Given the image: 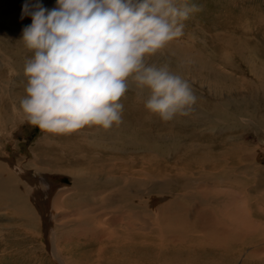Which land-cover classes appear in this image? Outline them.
<instances>
[{"label": "bare ground", "instance_id": "bare-ground-1", "mask_svg": "<svg viewBox=\"0 0 264 264\" xmlns=\"http://www.w3.org/2000/svg\"><path fill=\"white\" fill-rule=\"evenodd\" d=\"M8 46L10 47V45ZM14 49L16 48L14 47ZM0 50L3 51V47ZM27 52L28 49L26 53L24 51L25 54ZM24 66L20 55H14L11 58L5 57V54L0 56L1 70L14 67L17 71V73L14 71L16 76L22 77ZM4 72H0L1 99L16 90L14 88L16 83L12 85V78ZM210 74L211 72H205L200 80L209 77L214 79L215 77L224 86L228 85L227 81L223 79L229 77L225 70L224 72L218 71L216 76L211 77ZM128 83L129 87L136 89L138 97L143 99L139 101L138 98L133 97L132 103L144 104L150 97L151 90L149 89L148 93L147 87H135L130 80ZM243 84L247 88L250 85V80L244 81ZM224 86L223 90L235 95L242 93V88H245L240 85L233 89H229V87L225 89ZM255 89L258 98H260L256 99L252 96L251 101L244 98L231 99L229 95L223 96V94H218L216 98L211 97L208 101L203 98L204 102L202 103L197 99L196 107H193L194 110H192L193 117L179 115L183 117L180 120L177 115L171 121H163L168 129L164 132L158 130L159 125L158 129L155 126L146 129L139 123L132 126L123 121L119 126L114 125L108 130L94 126L92 130L82 128L70 134V139L74 138L75 141L68 147L70 149L67 151L69 159L80 160L81 164L87 166L88 171H92L89 174L81 175L75 182L74 187H77L70 188V192L75 195H81L82 192L78 189L84 188L86 191V193H82L84 206L92 210V213L87 211L80 217L77 216L76 221L77 223L81 221L84 228L88 225L94 226L93 229L87 227L86 235L90 236V239L97 245H100L96 249V253L101 255L102 259L106 258L108 255L106 253L109 251L113 257H119L120 253L121 255L129 254L130 251L134 252L136 257L138 255L143 257L150 255L146 254L147 249H150V252L151 249L159 250V248L169 251V247L178 252L198 251L197 254H199L200 250L211 254L216 252L223 256H228L226 253L239 256L238 253L251 246L252 249L246 254V257L255 259L256 264L264 260V256L259 255V250H262V243H264V186L262 185L264 165L258 164L253 150L248 152V146L241 143L243 133H236L240 132L242 128H255L258 129L256 135L260 137L259 141H264V115L261 114L264 109V80L257 81ZM255 89L253 87L254 91ZM13 96L18 98L15 93ZM19 102L17 107H20ZM0 107H4V102L1 103V100ZM132 114L136 117L135 115L140 116L141 112ZM189 114L191 115V113ZM147 115H152V113L148 110ZM152 119L150 118L149 123L154 121ZM178 125L185 127L186 131L180 134L176 132L181 128L175 130L176 132L173 131L174 127L177 128ZM199 127H203L204 130H199ZM232 132L234 135L231 137ZM221 133H229V135H218ZM188 140L192 141L190 145H186ZM223 149L227 151L212 153ZM225 152L227 153L225 154ZM134 153L141 155L139 157L129 156ZM183 153H185L184 156ZM120 155L121 157H119ZM148 158L150 160L152 158L163 159L161 160L163 163H157L158 167L154 168L153 175L155 176L148 175L151 174L149 167L139 166L141 164L139 161L144 163L148 161ZM135 163L139 168L133 170V167H137ZM180 163H185L187 166H178ZM256 167L259 169L257 172L252 171L253 174L249 172ZM195 168H198L196 172H194ZM147 175L160 179L158 181L155 179L153 184L148 187L146 185L149 180ZM108 176L114 180L110 182ZM63 181L70 183V180L66 178ZM249 183L251 184L250 188ZM166 190L176 193L177 196L166 201L165 204L162 202L163 205H158L159 208L151 212L150 202L157 198L152 199L151 193ZM58 193L52 197V204L57 212L61 211L58 209L60 207ZM1 195L3 194L1 193ZM11 197L8 198L11 200ZM99 210L103 211L95 212ZM192 213H195V222L188 220V215ZM153 220L162 221L163 224L158 226L153 223ZM81 236L80 238H82ZM157 252L154 253L157 254ZM149 262L151 260L147 264ZM191 262L187 263L192 264ZM199 263L201 262L199 261Z\"/></svg>", "mask_w": 264, "mask_h": 264}, {"label": "rangeland", "instance_id": "rangeland-1", "mask_svg": "<svg viewBox=\"0 0 264 264\" xmlns=\"http://www.w3.org/2000/svg\"><path fill=\"white\" fill-rule=\"evenodd\" d=\"M179 2H186L190 5L195 4L200 8V11L193 13L184 22L183 36L173 40L164 49L149 57L148 62L157 66L166 64L172 72L181 75L190 83L197 99L201 100L200 103L204 102L203 98L208 101L211 97L216 98L218 94L229 95L231 99L237 100L244 98L251 101L252 96L259 99L260 97L258 98L255 88L257 81L264 80V0H179ZM42 3L45 7L51 9L55 7L56 0H42ZM23 4L24 0H0V48L2 49L3 47L5 50H0V56L5 54V57L11 58L14 55H20L25 65L26 60L31 58L34 53L28 50L27 54H25L27 49L23 46L24 43H22L21 39L23 27L32 22L30 16L21 19ZM17 44L18 46H16ZM23 54H25L24 57ZM12 68L0 69L1 73L5 71L4 73L12 78V85L16 83V87L14 86L16 90L13 93L18 95V98H14L13 93H11L5 97L3 96L2 99L0 98L1 103L4 102V107H0V197L2 196L0 198V264H147L149 260H151L150 264H155L156 262L158 264H168V262L171 264L172 262H175V264H181L182 262L183 264H188L187 262L190 263V261H192V264H203V262H205L204 264H256L257 261L255 262V259L246 257V254L252 249L251 246L238 253L239 256L231 253H226L228 256L218 255L216 252H212V254L209 252V254L200 250L199 254H197L198 251L178 252L168 246L169 251L159 248L160 251L151 249L152 251L154 250L151 253L150 249H147L146 254L150 255L143 256L146 258L139 255L136 257L132 251L129 254L123 253L122 255L119 252V257H113L109 251L106 254L110 256L108 257L107 255V259L105 257L102 259L103 257L96 253V249L100 245H97L95 241L90 239V236L86 235L88 228L93 229L94 226L88 225V228H84L85 226L81 221L78 223L76 221L77 216L80 217L87 211L92 213L91 209L84 206L82 197L86 191L84 188L78 189V191L83 193L81 195H75L70 192V188L77 187H74L77 179L81 175L89 174L91 170L88 171L86 169L87 166L81 164L80 160L69 159L67 151L70 149L68 147L75 141L74 138L70 139V134L55 135L44 132L27 121L22 109L17 107L20 99L26 95L27 77L25 75H22V77L20 75L16 76L17 71H15L14 67ZM222 69L229 75L228 78L223 79L231 86H224L215 77L214 79L209 77L208 79L202 78L200 80L205 72H211L210 76L212 77L216 76L218 71L224 72ZM245 79L250 80V85L247 88L243 84L246 81ZM130 82L137 87L136 83L131 79ZM222 85L225 89L228 87L233 89L240 85L245 88H242V93L235 95L223 90ZM149 91L148 89V93ZM9 97L12 99L11 101ZM133 97L135 99L138 98L139 101L143 100L138 97V92L135 88L128 87V91L120 101L124 106L123 121L130 123L132 126L135 123H139L146 129H150L153 126L158 129L159 125L161 128L159 127L158 130L160 132L168 130L158 115L153 113L152 115H147L146 102L144 104H134L132 103ZM206 103L210 104L209 102ZM196 104L193 107H196ZM192 110L189 112L191 113V115L189 114L190 117L187 115L186 117H193L194 113ZM133 112H136V114L141 112V115H135L136 117H134ZM261 114L264 115V109ZM154 115L156 116L154 117ZM150 118L154 120L152 123H149ZM179 119L181 120L183 117L181 116ZM84 128L92 130L94 126H86ZM177 129L178 132H176ZM199 130H204V128L199 127ZM173 131L180 134L185 132L186 128L178 125L177 128L174 127ZM236 133H243L241 135V143L248 146V152L253 150L256 160L259 162L258 164L262 163L264 165V141H259L260 137L256 135L258 134V129L251 127L249 129L242 128L240 132ZM218 135L228 136L229 133ZM233 135L234 132L231 133V137ZM227 141L229 142L228 138ZM191 143L192 141L188 140L186 145ZM224 151L227 150L223 149L212 153ZM125 155L128 156V154ZM135 155L139 157L141 154L134 153L129 156L135 157ZM159 159L152 158L150 160L148 158L151 163L148 161L144 163L139 161L141 164L139 162L136 163L140 164L139 166L149 167L151 174L149 173L148 175H153L154 168L159 165L157 163H163L161 161L163 159ZM118 161L120 163V160ZM127 164L130 165V163ZM137 164V167L132 168L133 170L139 168ZM185 165V163H180L178 166L186 167L187 165ZM197 169L195 168L194 172ZM258 170L256 167L249 172H257ZM148 177L150 180V182L147 180L146 185L148 187L153 184L155 179L157 181L160 179L159 177ZM65 178L69 179L70 183L63 181ZM108 178L110 182L114 180L111 176H108ZM262 182L264 186V178ZM250 185L249 183V188ZM37 190L43 192L42 197L40 195L36 196L35 192ZM58 192H62L64 195ZM57 193L60 206L58 209L61 210L59 212L52 204V197H55ZM151 196L152 199L157 197L156 200L153 199L154 202L156 201L155 203L153 201L150 202L151 212H154L159 208L158 205L165 204L166 201L174 198L177 194L166 190L164 192L151 193ZM8 197H11V200ZM102 211L95 212L100 213ZM194 215L195 213L188 215V220L194 221ZM153 223L158 226L163 224L159 220H153ZM97 229L99 230V228ZM262 246V250H259L260 256H264V243H262ZM156 251H158L157 254L154 253ZM205 257L207 259H204ZM105 259L106 261H104ZM146 259L147 262L144 263ZM262 262L258 264H264Z\"/></svg>", "mask_w": 264, "mask_h": 264}, {"label": "clouds", "instance_id": "clouds-1", "mask_svg": "<svg viewBox=\"0 0 264 264\" xmlns=\"http://www.w3.org/2000/svg\"><path fill=\"white\" fill-rule=\"evenodd\" d=\"M200 11L179 0H24L21 19L26 95L20 108L41 131L68 135L85 126L105 130L122 122L129 80L147 87L145 107L163 121L186 116L197 97L190 83L148 58L183 36Z\"/></svg>", "mask_w": 264, "mask_h": 264}, {"label": "water", "instance_id": "water-1", "mask_svg": "<svg viewBox=\"0 0 264 264\" xmlns=\"http://www.w3.org/2000/svg\"><path fill=\"white\" fill-rule=\"evenodd\" d=\"M35 193H36V196H37V194H38V195H40V197H42V193H43V192L37 190ZM37 197H38V196H37ZM39 201H40V200H39ZM40 202H41V201H40Z\"/></svg>", "mask_w": 264, "mask_h": 264}]
</instances>
